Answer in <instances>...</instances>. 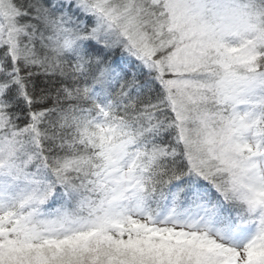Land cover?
I'll use <instances>...</instances> for the list:
<instances>
[{"label":"snow or ice","instance_id":"snow-or-ice-1","mask_svg":"<svg viewBox=\"0 0 264 264\" xmlns=\"http://www.w3.org/2000/svg\"><path fill=\"white\" fill-rule=\"evenodd\" d=\"M0 264H264V0H0Z\"/></svg>","mask_w":264,"mask_h":264}]
</instances>
